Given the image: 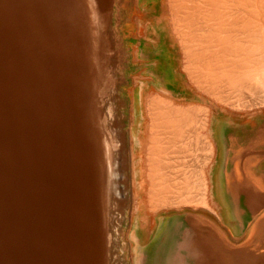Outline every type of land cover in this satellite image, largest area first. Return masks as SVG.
<instances>
[{"label": "bare ground", "instance_id": "6f19581e", "mask_svg": "<svg viewBox=\"0 0 264 264\" xmlns=\"http://www.w3.org/2000/svg\"><path fill=\"white\" fill-rule=\"evenodd\" d=\"M13 1L14 21L25 23L17 27L28 41L25 66L16 69L11 56L18 72L13 144L0 134L1 156L13 147L17 166L15 264H120L130 184L134 264H147L152 213L158 220L169 215L165 209L185 214L188 223L167 264H264V0L162 3L159 15L148 17L156 22L145 38L155 45L158 28L165 30L182 55L186 95L167 87L152 93L143 81L128 133L118 94L124 48L116 16L124 2L116 8L117 0ZM219 115L232 130L211 203L208 169L219 146ZM220 181L235 215L248 211L254 219L249 244L229 242L196 212L219 215ZM42 186L53 188L48 202Z\"/></svg>", "mask_w": 264, "mask_h": 264}, {"label": "rangeland", "instance_id": "374dc122", "mask_svg": "<svg viewBox=\"0 0 264 264\" xmlns=\"http://www.w3.org/2000/svg\"><path fill=\"white\" fill-rule=\"evenodd\" d=\"M122 1L124 3L123 5L119 6L120 13H118L120 16H116V27L118 21L120 22L118 26L120 25L119 32L121 38L118 41H120V44H122L124 48L122 53L124 54V62L122 63L124 69L121 71L119 69L121 80H119L118 84V94L120 100L119 105L124 115V123L128 133L130 131V123H133L134 120L133 116L137 113L135 110L136 99L139 98L137 91L142 86L143 81L151 82L149 91L152 93H156L158 91L157 87H167L179 97L186 95V91L183 90L180 84L181 79L178 74V67L179 65H182L178 62V58H182V55L180 54L179 56L177 54V49L174 48L170 40L167 39L165 30L158 28L159 40L155 45H149L148 40L145 38L147 34L148 23L156 22L154 18L148 17L158 16L161 11V4H164L166 0ZM122 1L117 0L116 8H118V3ZM164 13L167 15V12ZM140 54H145L146 56H140ZM151 72L152 74H150ZM195 103L198 102L195 101ZM235 113H240L243 115L246 113V111H235ZM233 117L235 119L239 118L236 116ZM137 119L138 118H136L134 121V125L137 124ZM214 121L215 123L213 128L219 142V146L218 143H216V154L213 158V163L210 164L208 169V171L212 172L210 176L211 181L209 193L211 203L217 201V199L213 196V192L214 190L216 192L218 187L216 188L214 183L216 181L219 167H223L225 142L232 130L229 123L221 118L220 115L215 118ZM247 121H249V119L245 118L243 123ZM219 189L223 195V208L215 204L219 215L212 214L210 211L200 208L197 209L196 212H202L207 216L206 219L208 221L211 220L212 222H216L219 230L229 242L235 244L241 243L244 245L246 241L248 244L251 243L254 241L252 237L250 238L249 232L250 225L254 222L252 215L248 211H243L241 215L237 217L234 212V205L229 195L225 192V185L223 181H220ZM132 193L133 189L130 184L127 187L128 199L123 210L124 216L120 224L119 231V240L121 239L118 245L120 264H134V244L131 238V233L134 228L133 224L136 219V215L135 213H132ZM241 204L242 203H240L239 208L242 209L243 207ZM165 210H169L171 214H164L158 217V220V214L152 213L150 229L153 230V233L151 234L150 240L145 246L146 254L148 256L147 264H167L170 256L176 251L178 243L181 240L182 233L187 227L188 223L186 221L185 214L174 213L176 210ZM179 211H190V209L183 208ZM161 217L163 219H161ZM137 232L138 234L141 233L140 230H137Z\"/></svg>", "mask_w": 264, "mask_h": 264}, {"label": "water", "instance_id": "95a60500", "mask_svg": "<svg viewBox=\"0 0 264 264\" xmlns=\"http://www.w3.org/2000/svg\"><path fill=\"white\" fill-rule=\"evenodd\" d=\"M15 6L17 7L16 1H13L12 6V0H0V134L6 136L10 140L8 143L11 145L13 144L14 121L16 119L17 108L13 87L16 85L15 79L17 80L16 76H18L17 70L14 72V69H12L13 62L11 63V56L13 53L16 54L17 60L14 61L15 56L13 59L16 69L19 62L25 66L28 59L27 52H25V48L22 45L24 41L25 43L28 41H26V35L20 32L17 26H22L23 29L26 27L25 23L14 21V15L17 14L14 11ZM3 11L5 15H3ZM15 28L18 29L15 30ZM12 40H15V46L12 45ZM7 76L10 79L12 78L11 82ZM6 153L4 156H1L0 152V247H2V250H0V264H15L12 252H14L15 245L14 220L18 183L17 166L14 161L13 147L9 153V157L6 156ZM21 165L23 173L22 181L23 185H26L25 182L28 179L26 159L23 160ZM42 188L46 191L47 197L45 198L47 202L50 201L49 196L53 198V188H45V186H42ZM25 192L26 188L23 186V193Z\"/></svg>", "mask_w": 264, "mask_h": 264}]
</instances>
